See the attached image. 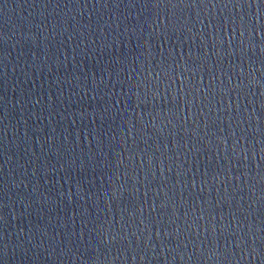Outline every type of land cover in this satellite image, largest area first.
<instances>
[{
    "label": "water",
    "instance_id": "water-1",
    "mask_svg": "<svg viewBox=\"0 0 264 264\" xmlns=\"http://www.w3.org/2000/svg\"><path fill=\"white\" fill-rule=\"evenodd\" d=\"M0 264H264V0H0Z\"/></svg>",
    "mask_w": 264,
    "mask_h": 264
}]
</instances>
